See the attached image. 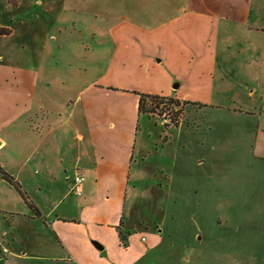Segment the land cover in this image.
<instances>
[{
  "label": "rangeland",
  "instance_id": "obj_1",
  "mask_svg": "<svg viewBox=\"0 0 264 264\" xmlns=\"http://www.w3.org/2000/svg\"><path fill=\"white\" fill-rule=\"evenodd\" d=\"M109 1L0 0V20L10 28L0 36V64L31 69V83L17 88L9 75L10 86L0 88V97L31 99V115L40 106L66 113L68 100L90 85L154 87L152 71L145 77L140 68L124 64L123 54L134 53L133 46L170 54L180 53L179 47L190 53L205 49L201 58L195 52L177 58L181 61L169 59L155 72L162 76L155 88L170 85L177 91L178 125L164 126L148 114L136 122L139 158L133 161L123 221L131 233L160 234V241L154 247L142 243L145 252L133 261L135 254L125 260L116 255L109 264H264V0L224 7L212 2L206 10L213 32L203 41L173 28L167 45L132 38L119 53L107 34L113 21ZM167 1L144 0L145 16L155 18L151 14ZM186 1L178 0L180 9ZM193 6L194 12L202 9ZM176 81L182 84L173 88ZM98 96L102 103L105 95ZM83 111L80 103L75 115ZM20 138L34 145L22 133ZM52 143L60 148L57 139ZM50 145L44 141L42 149L49 153ZM5 215L0 211V220ZM11 234L20 246L10 242ZM54 235L32 225L25 232L5 220L0 264H76L62 258L67 250Z\"/></svg>",
  "mask_w": 264,
  "mask_h": 264
},
{
  "label": "crops",
  "instance_id": "obj_2",
  "mask_svg": "<svg viewBox=\"0 0 264 264\" xmlns=\"http://www.w3.org/2000/svg\"><path fill=\"white\" fill-rule=\"evenodd\" d=\"M109 2L111 14L108 16L113 21L107 34L118 44V53L132 45L133 42H129L132 38H153L157 44L167 45L174 38L173 28L179 33L181 30L187 34L196 33L202 41L208 39L213 32V23L209 16L211 11L206 9L212 2L223 7L239 3L238 0H187L180 9L178 0H168L166 8L151 14L155 17L151 19L145 16L144 0ZM194 3L202 9L194 12ZM0 27L10 32L1 20ZM131 48L134 53L126 50L123 54L124 64L140 68L145 77L152 71L154 87L151 84L144 88L90 85L87 92H79L77 98L68 100L70 107L66 113L47 112L40 106L31 115V99L28 103L22 101L20 95L0 97V211L6 214L5 220L10 226L16 225L25 232L31 229V225L49 232L53 230L58 243L67 250L62 258L76 264H109L116 255L125 260L135 254L130 259L133 261L145 252L142 243L154 247L160 241V234H149L146 238L139 229L131 233L123 221L124 199L133 161L139 158L136 122L140 115L147 114L138 112L137 98L131 91L179 99L177 91L170 85L165 89L155 88V80L160 84L162 79L155 74L156 70H160L166 60L181 61L177 58L185 59L195 52L197 58H201L205 49L190 53L179 47L180 53L170 54L161 49L145 52L137 46ZM30 72L31 69L0 64V88L5 91L4 87L10 86L7 83L9 75L16 80L12 85L17 88L31 83ZM111 90L118 93L117 97L109 94ZM99 93L105 95L102 103ZM80 103L84 109L83 118L75 115ZM21 133L25 139L31 138L34 145L25 146L19 139ZM54 139L58 140L60 148L53 145ZM44 141L51 142L49 153L48 149H42ZM145 150L142 148L140 152ZM34 155L38 159L33 160ZM78 173L84 180L75 186L73 179ZM7 175L19 188L7 179ZM74 189L75 196L72 194ZM5 220H0V226ZM118 229L125 235L124 244ZM7 235L4 232V236ZM9 237L14 246H20L18 237L14 234ZM94 242L101 248L97 249ZM116 246L123 247V250L115 249Z\"/></svg>",
  "mask_w": 264,
  "mask_h": 264
},
{
  "label": "trees",
  "instance_id": "obj_3",
  "mask_svg": "<svg viewBox=\"0 0 264 264\" xmlns=\"http://www.w3.org/2000/svg\"><path fill=\"white\" fill-rule=\"evenodd\" d=\"M8 33V29L0 27V35ZM137 98V110L139 113H147L151 116H156L160 120H164V126H177L181 114V108L176 109L181 105L179 99L174 96H166L160 94H152L140 92L137 90L131 91ZM7 179L19 188V185L14 179L7 175ZM32 206V205H31ZM121 242L125 243V235L118 229Z\"/></svg>",
  "mask_w": 264,
  "mask_h": 264
},
{
  "label": "built area",
  "instance_id": "obj_4",
  "mask_svg": "<svg viewBox=\"0 0 264 264\" xmlns=\"http://www.w3.org/2000/svg\"><path fill=\"white\" fill-rule=\"evenodd\" d=\"M83 180H84L83 175H81V174H77V175L74 177V179H73V183H74V185L76 186V185L81 184V183L83 182ZM80 193H81V192L78 191V194H80ZM143 239H144V238H143Z\"/></svg>",
  "mask_w": 264,
  "mask_h": 264
},
{
  "label": "water",
  "instance_id": "obj_5",
  "mask_svg": "<svg viewBox=\"0 0 264 264\" xmlns=\"http://www.w3.org/2000/svg\"><path fill=\"white\" fill-rule=\"evenodd\" d=\"M179 84H180V82L176 81V82L173 84V87H174V88H177V87L179 86ZM94 244H96V242H94ZM96 246L99 247V248H101V246H99V245H97V244H96Z\"/></svg>",
  "mask_w": 264,
  "mask_h": 264
}]
</instances>
